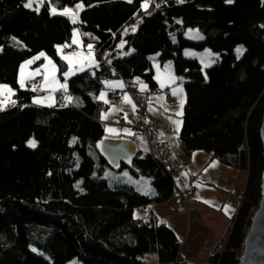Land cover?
Segmentation results:
<instances>
[{"label":"trees","instance_id":"trees-1","mask_svg":"<svg viewBox=\"0 0 264 264\" xmlns=\"http://www.w3.org/2000/svg\"><path fill=\"white\" fill-rule=\"evenodd\" d=\"M25 1L0 0V84L16 90L15 103L0 110V264H68L73 258L81 264H147L141 257L148 253L159 264H189L180 258V242L166 224L152 213L134 215L175 193L164 163L137 150L120 166L149 177L152 196L98 178L108 167L99 152L107 137L99 117L108 104L95 96L113 79L155 90L152 55L162 66L172 63L175 75L184 79L180 148L188 154L206 151L247 171L227 238L208 258L209 264H237L260 200L264 168V0H148L146 10L145 0H46L38 11ZM79 2L83 9L76 23L50 11ZM75 26L97 60L67 80L81 104L31 105L33 90L17 85L20 64L43 53L62 78L67 66L57 47L70 42ZM188 28L197 29L203 40L185 39ZM239 44L244 52L237 58ZM185 48H208L219 60L203 71L196 59L182 55ZM31 136L35 148L26 145Z\"/></svg>","mask_w":264,"mask_h":264},{"label":"crops","instance_id":"crops-1","mask_svg":"<svg viewBox=\"0 0 264 264\" xmlns=\"http://www.w3.org/2000/svg\"><path fill=\"white\" fill-rule=\"evenodd\" d=\"M65 45L67 44L61 46ZM34 57L35 59H32ZM32 58H30L31 64L25 62L26 60L25 63L20 64L17 85L24 89L36 84L42 90L40 97L31 98V105L46 108L56 106V95L61 88L57 67L53 70V65L56 64L54 62L50 64L51 59L46 54L41 56L39 53ZM151 63L155 90L147 92V87H142L144 84L136 88L147 92L145 96L147 116L139 114L136 109L133 111L130 103L132 106L135 104L126 92L127 85L123 79L109 80L103 88L108 94L100 92L97 98L105 103L104 101H107L111 94L117 97L114 98L115 103L111 107L116 116L112 119L116 126H110V129H113L117 135H112L113 139H121V137L129 140L136 139L139 137L135 131L138 124L147 117L156 121L158 137L166 140L170 147L167 168L177 171L178 186L180 183L181 188L175 185L176 191L170 199L162 203H151L144 209L136 210L134 215L146 217L152 213L175 233L180 242L179 255L182 260L189 264H209V256L222 248L232 226L234 214L244 193L247 171L226 165L206 151L197 150L188 154L180 148L179 134L186 102L184 79L175 75L170 62L162 66L157 56H153ZM35 64L36 68L33 67ZM22 75L23 87L20 83ZM162 82L164 87H161ZM117 85H122V87ZM0 86H6L12 90V94L0 91V110H2L6 105L15 102L16 90L8 84H0ZM46 90H49V93ZM125 97L129 98L130 103L125 100ZM35 100H40L41 103H34ZM182 101L183 107H181ZM106 116L107 113H102L99 118L107 137L111 138L109 136L111 134L106 132L104 125L108 123V120H104ZM152 193L154 195V189ZM183 193L185 203L178 205V195Z\"/></svg>","mask_w":264,"mask_h":264},{"label":"rangeland","instance_id":"rangeland-1","mask_svg":"<svg viewBox=\"0 0 264 264\" xmlns=\"http://www.w3.org/2000/svg\"><path fill=\"white\" fill-rule=\"evenodd\" d=\"M44 1H46V0H31V7L30 8L39 9L42 6ZM28 3H29V0H26L25 4H28ZM78 4L82 5V3L79 2V3L73 4V5H67L63 8H60V9H57V8H55V9H56V12L58 15H61L59 13L63 12V10L65 8L71 9L72 10L71 13L64 15V16H67L71 20V22L73 23V17L75 18V20L77 22L76 17L78 15V13L81 11V9H77ZM53 8L54 7H52V6L50 7L51 13H52ZM82 9H83V5H82ZM177 22L180 23V20L177 19ZM135 27H136V24H134V23L131 24L129 26L128 31L132 32L133 28H135ZM183 36L185 39L191 40L194 42L202 41L204 38L203 35L197 29H193V28L185 29L183 31ZM198 37H203V38L200 39ZM169 38L171 39L173 44L177 43V36L174 33H171L169 35ZM15 42L20 45V42L18 40L15 39ZM65 44H67V45H65V46L60 45L57 48L58 56L66 63V66H67L66 70L62 73V78L59 77V74H58V78H59L60 84L61 85L66 84L67 88H66V90L64 88H60V92L56 95L57 104H60V105H70V104L71 105H79V104H81V99L75 95L70 94V92L68 90L67 80L71 76L81 72L82 70H84L88 67H92V65H94L97 62V60H96V57H95V54H94L92 47L89 48V45H91V44L90 43L85 44L83 42L82 35H81L77 26H75L73 28L70 42L65 43ZM118 44L121 46L123 43L121 41ZM238 48L242 49V53L244 52V46L242 44L237 45L235 48V53H236L237 58L240 57L242 54V53H238L236 51ZM69 49H71L72 52ZM182 51H183L182 55L184 57L196 59L200 63L203 71L206 68L210 67L211 65L215 64L219 60V53L213 52L208 48H205L202 50H194V49H190V48H185ZM132 52L133 51L130 50L129 53H127V55L131 54ZM124 54H126V53H124ZM192 54H194V55H192ZM152 56H154V55H152ZM36 57H38V56H36ZM63 57H71L72 58V65H71L72 72L69 73L67 79H65L64 73L69 72L70 65H69L68 61L65 60ZM32 59H35V57ZM50 59H51V62H53L51 57H50ZM28 61H31V59L26 60L25 62H28ZM25 62H23V63H25ZM36 66L37 65L35 64L33 67L36 68ZM55 67H57V66L55 65ZM29 86H30V89L33 90V92H34L32 99L35 97H40L42 95V90L38 86H36V84L35 85H29ZM46 92L49 93V90H46ZM100 92H104V94L106 93L105 95L108 94L107 90H104V89L100 90L98 93H100ZM69 97L71 99H69ZM95 97L97 98V95ZM112 99L114 100V98H111V97L107 98L108 106H107V108H105V110L102 111V113H107V116L105 117L106 119H104V120H108V123H105L104 125L106 127V132L111 134V135L108 134L110 137L112 135L117 136L114 131H111L112 133H110V131H108V129H110V126H116L115 125L116 123H114L112 121V119L116 118L115 114H113L114 110H113V108H111L113 106V104L115 103V100L113 101ZM130 104L132 107V103H130ZM43 108H45V107H43ZM135 109H136V111H138L136 106H135ZM122 138L123 137H121V139ZM125 139H127V138H125ZM30 141H34L35 147L37 146V140L33 136H31L26 141V145L29 148H35V147L29 146ZM133 141L136 143V148L138 151H141V152L145 151L146 141L142 136L136 137V139H133ZM125 173H127V175H125ZM98 178L100 180L105 181L110 187H113L117 184H127V185L132 186L135 190H137L141 194L147 193L145 195H148V196L153 195L152 189H154V187L151 183L150 178L146 177V176L134 175L127 166H123V167H119V168H110L108 166L98 176ZM175 185L178 186L177 176L174 178V186ZM178 187H180V183H179ZM186 196H187V194H186ZM141 259H143L147 264H159L157 256L154 253L145 254L143 257H141ZM68 264H81V263L76 258H73V259L68 261Z\"/></svg>","mask_w":264,"mask_h":264},{"label":"water","instance_id":"water-1","mask_svg":"<svg viewBox=\"0 0 264 264\" xmlns=\"http://www.w3.org/2000/svg\"><path fill=\"white\" fill-rule=\"evenodd\" d=\"M260 139L264 148V113L260 125ZM99 152L110 168L128 165L136 156L135 142L129 139L104 138ZM260 200L245 232L237 264H264V168L260 185Z\"/></svg>","mask_w":264,"mask_h":264},{"label":"built area","instance_id":"built-area-1","mask_svg":"<svg viewBox=\"0 0 264 264\" xmlns=\"http://www.w3.org/2000/svg\"><path fill=\"white\" fill-rule=\"evenodd\" d=\"M149 1L152 2L153 0H149ZM100 58H101V62H103L102 54ZM126 92L133 100L135 106L138 109V112H141L143 115L147 116L144 107L145 105L144 97L146 93L144 91L137 90L136 88L129 86L126 87ZM110 97L115 98L116 95L111 94ZM135 131L139 136H142L145 139L147 151L149 152V154L154 159L166 165L170 155V147L166 140H162L158 137L156 121L151 117H147L144 121H142L140 124L136 126ZM167 169L170 175L174 178L177 174V171L175 169H169V168ZM177 203L178 205H183L185 203L184 193L178 195Z\"/></svg>","mask_w":264,"mask_h":264},{"label":"snow or ice","instance_id":"snow-or-ice-1","mask_svg":"<svg viewBox=\"0 0 264 264\" xmlns=\"http://www.w3.org/2000/svg\"><path fill=\"white\" fill-rule=\"evenodd\" d=\"M128 2L131 3L132 0H128ZM178 2L183 3V0H178ZM228 2L231 3L232 0H228ZM24 6L30 8V7H31V0H29V3H28V4H25ZM142 6H143V7L145 8V10H146L147 7H148V0H145L144 5H142ZM157 6H158V5H157ZM77 9H81V10H82V5H79V4H78V5H77ZM37 11H38V9H37ZM71 11H72L71 9L65 8V9L63 10V12H61V13H59V14H61V15H67V14H70ZM52 13H53V14H57L55 8L52 9ZM75 22H76V20H75V18L73 17V23H75ZM125 31L127 32V30H125ZM133 31H135V28H133ZM198 38L202 39L203 37H198ZM91 47H92V46L89 45V48H91ZM236 51H237L238 53H242V49H239V48H238ZM43 55H44V54L41 53V56H43ZM192 55H194V54H192ZM63 58H64L65 60H67L68 63H69V65H70V67H69V72H65V73H64L65 79H67L69 73L72 72V67H71V65H72V58H71V57H63ZM28 63L31 64L32 61H28ZM49 63L51 64V61H49ZM206 66H207V65H206ZM53 70H55V65H53ZM22 71H23V66H22ZM46 79H47V78H46ZM20 83H21V87H23V86H24V78H23V75L21 76V81H20ZM117 86L122 87V85H117ZM164 86H165V85H164V83L162 82V83H161V87H164ZM60 87H61V88H64L65 90H66V88H67L66 84H64V85H60ZM142 87H143V88H146L147 86H146V85H143ZM0 91H7L8 93L12 94V90L9 89V88H7L6 86H0ZM173 94L175 95V92H173ZM102 95H103V94H102ZM69 99H71V98L69 97ZM125 100L128 101V102L130 103V100H129L128 97H125ZM105 102L107 103V101H105ZM13 103H15V102L13 101ZM34 103H41V101H40V100H35ZM132 107H133V111H135V105H133ZM181 107H183V101L181 102ZM108 131L111 132V131H114V130H113V129H108ZM29 146H30V147H35V142H34V141H30V142H29ZM125 175H127V173H125ZM145 194H147V193H145ZM225 211H226V213H227L228 209L226 208ZM162 222H163V221H162ZM33 251H35V249H33Z\"/></svg>","mask_w":264,"mask_h":264}]
</instances>
